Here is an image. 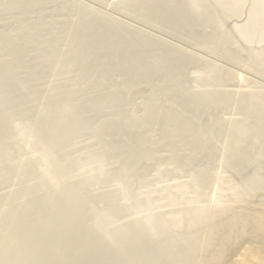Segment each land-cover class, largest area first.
<instances>
[{"label":"rangeland","instance_id":"1","mask_svg":"<svg viewBox=\"0 0 264 264\" xmlns=\"http://www.w3.org/2000/svg\"><path fill=\"white\" fill-rule=\"evenodd\" d=\"M238 1L0 0V264H205L215 217L264 212V0Z\"/></svg>","mask_w":264,"mask_h":264},{"label":"bare ground","instance_id":"2","mask_svg":"<svg viewBox=\"0 0 264 264\" xmlns=\"http://www.w3.org/2000/svg\"><path fill=\"white\" fill-rule=\"evenodd\" d=\"M229 1L230 0H218L219 5L222 6V7H225L226 4ZM262 2H263V0H254V3H256V4L262 3ZM193 3L196 4V5L198 4L197 1H194ZM241 5H242V0H239L236 4H234L232 6L231 11L237 12L240 9ZM195 7L196 6L194 5L193 9H187V10L182 9V13L180 14L181 15L180 16L181 17V21L183 20V22H185L184 20L188 19L187 17L189 15H192V17L190 16V18L188 20H190L191 18L193 19L194 13H196V11H195L196 8ZM176 8H183V5L182 6L177 5ZM211 11H212V9H211ZM205 14H207V15L204 18H206L208 20H210V19L213 18V16H211L210 13L209 14L208 13H205ZM179 20H180V18H179ZM255 30L259 31L260 34L262 36H264V3L259 8L256 9V13L254 14V16L251 19V24L244 28V33L246 34L249 31H255ZM165 54L164 55L167 58L169 56L171 57V55H167V53H165ZM163 56H162V59H163ZM166 57H164V58H166ZM240 82H241V80H240ZM244 93H247V92H244ZM249 93H251V92L249 91ZM246 95H248V99L246 97V100L247 101H245L244 100L245 99V97H244L245 94H243V97H244L243 101H245V102H248L249 101L250 103L256 102V105H259L258 107H264V97L263 98H255L252 94H248V93ZM235 100H237V102H238V98H236ZM240 100H241V98H240ZM251 113H252V115H256V112L251 111ZM257 118H258L257 122H259V123L260 122H264V118L263 117L257 116ZM232 125H233V127L234 126L236 127L238 125L237 120H235L232 123ZM244 131L245 130L242 127L241 130H240V132H243L244 133ZM245 132L247 133V131H245ZM261 135L264 136V129L262 130ZM258 137H260L261 139H264V137H261V136H258ZM45 158H47V157L45 156ZM53 179L51 178L50 180H53ZM65 197H66V195H65ZM65 202L67 203V201H65ZM16 215H18V214H16ZM99 215L102 216V214H99ZM19 216L21 217V215H19ZM101 216H99L98 218H104V216H105V218L107 217L105 214H104V216H102V217ZM211 216H212V214H210L209 217L213 219L214 217H211ZM48 217L49 216H47V218ZM42 218L45 219L46 217H42ZM216 218L217 217L214 218V226L211 227L212 229L210 230V232L212 230H214V233L219 234V239H218V241L213 246L214 247L213 248V251L214 252H213L212 257L210 259H208L205 264H264V212L262 210H260V209H250L248 211V213L245 214L244 216L239 217L236 220L228 221V222H216ZM55 219H57V218H55ZM21 222H22V219H21ZM104 227L106 228V226H104ZM104 227H103V229L106 230L107 228L105 229ZM107 227H108V225H107ZM12 230H14V228H12ZM10 231H11V229H10ZM14 232L16 233V231H14ZM120 232H118V233H120ZM7 233H9V232H7ZM22 233H25V232H22ZM22 233L20 235H22ZM123 234L124 233H121L120 235H123ZM10 237H11V235H10ZM40 238H42V237H40ZM10 239L13 241V238H10ZM37 240H38V238H37ZM245 240H248L249 243H250V245H248V247L245 245L246 248H243L244 246L242 247V245H243V243H244ZM14 241H15V237H14ZM14 241H13V243H14ZM6 242H7V240H6ZM13 245L17 246L16 244H13ZM42 245H43V243H42ZM39 246H40V244H39ZM206 249L207 248H205L204 250H206ZM243 249L245 250V254H244L245 256L243 255L244 257L238 258V259H236V257H239V256H236L235 257V260H233L234 259L233 258L234 254L237 255L236 252L239 253V251L240 250H243ZM26 251L27 250H25V253H26ZM29 253H28V255H30ZM34 253H35V251H34ZM31 255H32V253H31ZM31 255H30V257H28V259L29 258L30 259L32 258ZM0 260H2V259H0ZM2 264H3V262H2ZM10 264H12V263H10ZM24 264H26V263H24Z\"/></svg>","mask_w":264,"mask_h":264}]
</instances>
